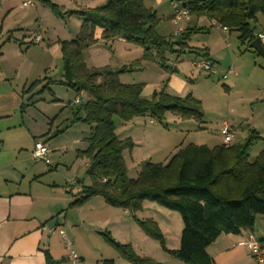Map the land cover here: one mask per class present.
<instances>
[{
  "label": "rangeland",
  "instance_id": "obj_1",
  "mask_svg": "<svg viewBox=\"0 0 264 264\" xmlns=\"http://www.w3.org/2000/svg\"><path fill=\"white\" fill-rule=\"evenodd\" d=\"M25 1L27 0H0V21L13 8L7 25L24 24L25 29L20 32L23 33L22 37L27 36L29 39L30 35L36 34L40 25L48 44L50 41L52 43V40L71 41L78 36L84 17L69 13L93 10L106 4L108 0H48L59 7L62 17L53 14L43 0H35V5L30 7L23 6ZM146 4L156 12L160 20L156 27L158 35L179 42L175 34L185 29H202V32L190 36L186 41L188 47L184 50L177 46L179 50L166 53V68L161 67L155 50H151L155 58L146 59L142 46L119 39H96L97 43L83 52L84 62L89 69L125 68V72L120 74L123 84H142L144 88L153 87L155 92L164 91L181 98L191 95L201 102L203 119L182 120L171 113H168L162 122L154 121L149 116H137L127 122L114 117L116 134L120 139L130 138L134 144L132 149H126L123 153L128 177L136 179L146 162L167 164L181 147L195 144L212 149L221 145L220 129L225 123L236 130L232 145H242L252 140L249 154L250 161L253 162L264 149V139H254L256 134L253 132L257 130L264 136V58L250 49L248 44H242L237 31L225 33L219 23L208 17L192 16L189 21H182L180 26H176L173 21L175 10L170 0H151ZM250 24L256 35L264 34V15L257 16ZM15 33L18 34L19 31ZM217 46V75L209 76L192 66L194 61L201 58L204 49ZM62 62V58L57 59L55 68L47 74L54 81L48 89L41 92L45 86L41 83L33 92H29L25 101L35 105L24 113V133L21 137L19 135V138L10 139L5 143L3 155L6 157L23 151L31 156L37 137L29 134L30 128L35 136L50 132L47 144L51 164L46 166L45 163H36L33 155L31 164L45 168V182L51 186L55 184L59 192L74 201L81 196L78 191L93 184L87 166L89 160L85 156H78L80 151L89 146L87 139L92 127L83 122L73 123L74 115L89 97L87 94L79 95L72 88L59 83L63 79ZM25 65L22 71L24 78L27 63ZM36 74L35 71L31 84L36 81ZM224 75L227 76L226 79H223ZM31 84L27 85L26 90ZM76 97L81 99L80 104H75ZM54 169L57 170L51 171ZM77 180L79 182L71 186L72 182ZM67 186L73 189L72 194L65 193ZM114 209L124 212V209ZM158 209L163 212H158ZM76 211L72 208L62 213L60 224L72 242L73 249L77 253L83 252L87 258L97 260L120 256L117 248L107 241L108 236L121 245H130L142 258L157 263H160V260L168 263L170 259L179 262L166 254L158 241L149 238L135 220L136 217L140 221H155L165 236L167 248L172 250L178 248L176 238L183 228L181 216L175 211L163 208L155 202L145 201L142 210L135 213L130 211L127 216H121L118 225L103 227L102 234L98 235L88 232L86 226H80ZM99 226L96 222L93 225L97 229ZM256 237L258 238L257 235Z\"/></svg>",
  "mask_w": 264,
  "mask_h": 264
},
{
  "label": "trees",
  "instance_id": "obj_2",
  "mask_svg": "<svg viewBox=\"0 0 264 264\" xmlns=\"http://www.w3.org/2000/svg\"><path fill=\"white\" fill-rule=\"evenodd\" d=\"M148 1L151 0H108L93 10L69 13L84 17V21L75 39L60 42L63 81L59 83L89 97L74 115L73 123L83 122L92 127L87 139L89 146L78 156L89 160V175L93 179V184L84 189L72 206L81 207L92 198L102 197L111 207L135 213L142 210L145 201L155 202L180 214L183 224L180 247L169 250L155 221H140L135 217L144 233L184 264H214L207 252L210 245L222 234L240 235L243 230H253L257 216H264V149L251 162L252 140L230 147L221 144L212 149L190 144L179 148L167 164L146 162L137 178L130 179L123 153L134 144L130 138L120 139L116 134L114 117L127 122L137 116H149L162 122L171 113L182 120L201 121V102L191 95L181 98L164 91L154 92L147 99L142 84L121 83L120 74L125 68L89 69L84 62L83 52L97 43L94 37L97 28L103 30L105 41L124 39L142 46L146 59H154L151 50H155L162 68H166V53L179 50L177 46L184 50L190 36L202 32V29H185L175 34L179 42L158 35L156 27L160 20L147 6ZM188 1L191 17L205 16L229 31H237L242 44L249 45L257 38L250 22L264 15V0ZM42 2L53 14L62 17L57 5L48 0ZM200 57L212 60L206 49ZM46 80L48 83L41 92L48 89L54 81L44 79L31 84L25 93ZM258 138L256 134L254 139ZM106 238L131 264H160L138 256L130 245ZM47 260L52 264L49 256Z\"/></svg>",
  "mask_w": 264,
  "mask_h": 264
},
{
  "label": "crops",
  "instance_id": "obj_3",
  "mask_svg": "<svg viewBox=\"0 0 264 264\" xmlns=\"http://www.w3.org/2000/svg\"><path fill=\"white\" fill-rule=\"evenodd\" d=\"M33 1L35 2V0ZM11 10L0 21V264H48V256L52 264H70L69 251L60 234V230H64L61 228L63 225L60 224L62 213L75 208L80 226H86L88 232L98 235L102 234L103 227L118 225L121 222V216H127L131 212L124 210L122 213L120 210H115L102 197L92 198L81 207H73L72 204L75 200L73 201L72 198L59 192L55 184L51 186L45 182L47 170L38 165H32L31 160L38 142H44L49 149L47 142L51 136L50 132L43 136H35L36 134L30 128L29 134L37 137L31 156L26 155L23 151L16 155H7L6 157L3 155L5 143L23 135L26 128L24 113H27L33 108L31 106L35 105L30 101H25L29 97V93H25L26 87L29 83L31 84L34 72L37 73L36 81L44 79L53 81L47 74L52 72V68H55L57 59L62 58L61 41L52 40V43L50 41L47 44L40 25L36 34L30 35V39L27 36L22 37L23 33L20 31L25 29L24 24L7 25V21L13 14V10ZM38 19H40L39 16ZM17 31H19L18 34L15 33ZM102 34L103 30L97 28L94 35L95 39H102ZM38 37L41 38L39 43L36 42ZM119 40L124 41V39ZM262 44L264 46V41ZM206 50L217 65L215 58L219 53L218 46L207 47ZM35 53L39 55H35ZM26 63L27 71L25 69L24 78L22 71ZM23 79L24 83L21 84ZM47 83L48 80L42 82L45 85ZM154 92L153 87H146L143 90V96H152ZM80 103L81 99L76 97L75 104ZM253 132L260 139H264L262 132H257V130H253ZM49 165L46 164V166ZM87 166L89 167V162H87ZM55 170L57 169L51 171ZM78 182V180L75 181L74 185ZM83 191H78L79 195ZM65 193L72 194L73 189L71 188L70 192L65 191ZM54 220L57 221L56 226L50 229L48 225ZM95 222L100 225L99 229L93 227ZM248 233H252L255 237L258 236L256 239L262 243V256L264 258V216H257L253 230H243L240 235L222 234L208 247L207 252L214 264H261L247 248L239 246V242ZM180 238L181 234L178 232L176 238L178 248L180 247ZM77 254L82 264H103L104 261L109 260H113L114 264H130L126 263L120 256L113 259L99 258L94 260L87 258L83 252ZM169 256L171 255L169 254ZM168 261L166 263L160 260V263L184 264L181 261L175 262L171 259Z\"/></svg>",
  "mask_w": 264,
  "mask_h": 264
},
{
  "label": "built area",
  "instance_id": "obj_4",
  "mask_svg": "<svg viewBox=\"0 0 264 264\" xmlns=\"http://www.w3.org/2000/svg\"><path fill=\"white\" fill-rule=\"evenodd\" d=\"M173 8L175 10V14L173 15V21L176 26H180L182 21H189L191 19V8L188 0H170ZM35 2L33 0H27L23 6L30 7L34 6ZM222 30L225 33H228V28L222 27ZM257 38L260 39L261 42L264 41V34H258ZM36 42H41V38L38 37ZM194 68H199L209 76H215L219 73L217 65L214 61L206 58H199L192 63ZM227 76L224 75L223 79H226ZM236 131L229 124L225 123L222 125L220 129L221 135V144L225 147L232 146V143L235 138ZM33 159L36 163H45L47 165L50 164L49 159V149L44 142H38L36 148L33 152ZM106 181V180H104ZM75 183L72 182L71 185ZM66 191H71V186L66 187ZM60 234L62 238L66 242V247L69 251L68 259L70 264H82L79 255L73 249L72 242L67 238L64 230H60ZM239 246L247 248L252 256L261 264L264 263V258L262 256V243L256 239V237L252 233H248L247 236L239 242Z\"/></svg>",
  "mask_w": 264,
  "mask_h": 264
},
{
  "label": "water",
  "instance_id": "obj_5",
  "mask_svg": "<svg viewBox=\"0 0 264 264\" xmlns=\"http://www.w3.org/2000/svg\"><path fill=\"white\" fill-rule=\"evenodd\" d=\"M249 48L255 50L264 58V46H263L262 42L260 41V39L256 38L254 41H252L249 44ZM56 223H57V221L54 220V221L49 223L48 227L50 229H53L56 226Z\"/></svg>",
  "mask_w": 264,
  "mask_h": 264
}]
</instances>
